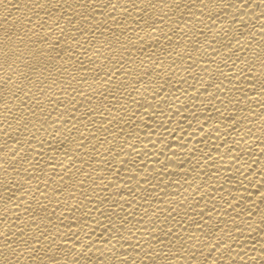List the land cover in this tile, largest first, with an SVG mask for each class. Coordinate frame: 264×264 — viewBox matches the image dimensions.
Instances as JSON below:
<instances>
[{
  "label": "bare ground",
  "instance_id": "6f19581e",
  "mask_svg": "<svg viewBox=\"0 0 264 264\" xmlns=\"http://www.w3.org/2000/svg\"><path fill=\"white\" fill-rule=\"evenodd\" d=\"M0 264H264V0H0Z\"/></svg>",
  "mask_w": 264,
  "mask_h": 264
}]
</instances>
